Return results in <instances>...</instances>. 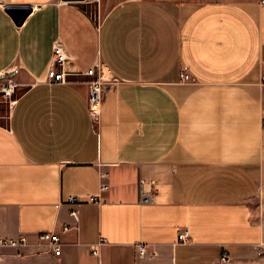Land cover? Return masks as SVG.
<instances>
[{
  "label": "crops",
  "instance_id": "0c3cea01",
  "mask_svg": "<svg viewBox=\"0 0 264 264\" xmlns=\"http://www.w3.org/2000/svg\"><path fill=\"white\" fill-rule=\"evenodd\" d=\"M10 5L33 10L17 24ZM58 39L69 83L47 79ZM98 62L116 83L95 122ZM0 76L20 84L0 116V235L28 238L0 264H219L264 243L262 0H0Z\"/></svg>",
  "mask_w": 264,
  "mask_h": 264
},
{
  "label": "built area",
  "instance_id": "2783aa9c",
  "mask_svg": "<svg viewBox=\"0 0 264 264\" xmlns=\"http://www.w3.org/2000/svg\"><path fill=\"white\" fill-rule=\"evenodd\" d=\"M264 2V0H262ZM72 57L69 51L66 49L65 44L60 40H56L53 48V57L48 69L47 79L51 83L62 82L69 83L74 81V76L79 73L76 70H73L69 66V62ZM19 69H14V72H17ZM85 75L89 77V110L90 116L95 122H99L102 115V107L105 99V95L108 90L116 83V80L113 78H108L106 71L102 67L101 63H96L90 66L86 71ZM1 77V76H0ZM192 76L186 69L182 72V81H191ZM19 83L14 78H9L7 82L2 83V92L5 97L10 99L12 102L16 100L15 93L19 87ZM107 176L105 173L102 174V177ZM109 188L107 182L102 183L101 189ZM99 194L90 195V199L97 201L99 200ZM142 200L145 202H150L153 200V192L149 186L142 182ZM69 201L72 203H80L83 201V198L77 195H71ZM72 228L71 225L63 226V231L67 232ZM181 237L184 241L190 237V231L188 229L184 230L181 234ZM40 240L48 242L56 251L57 254H61L62 243H61V234L55 230L45 231L40 235ZM28 238L26 235H21L19 237H6L0 235V261L3 260V251L6 248L10 247H19L26 244ZM101 244V243H100ZM95 254H99L98 247L94 250ZM139 251L141 254H147L149 252V245L145 243L139 244ZM158 252L154 250L152 255H157ZM230 254L227 250L224 251L222 260H230Z\"/></svg>",
  "mask_w": 264,
  "mask_h": 264
},
{
  "label": "rangeland",
  "instance_id": "374dc122",
  "mask_svg": "<svg viewBox=\"0 0 264 264\" xmlns=\"http://www.w3.org/2000/svg\"><path fill=\"white\" fill-rule=\"evenodd\" d=\"M89 4H90V7H89L90 11L95 12L96 5L98 3L93 1ZM9 78L15 79V77L13 76H7L5 79L3 78L2 80H0V100H4V101H0V116H1L2 122L6 121L7 108L9 107V104H10L9 101L11 100L8 99L7 97L5 98V95L2 92L1 86H2V83L7 82ZM18 92H19V89H17L15 93V97L18 95ZM258 199L262 201L263 197L259 196ZM219 264H264V243L258 246L247 247L246 249L240 251L236 255L231 256L230 260L228 261L221 260Z\"/></svg>",
  "mask_w": 264,
  "mask_h": 264
},
{
  "label": "water",
  "instance_id": "95a60500",
  "mask_svg": "<svg viewBox=\"0 0 264 264\" xmlns=\"http://www.w3.org/2000/svg\"><path fill=\"white\" fill-rule=\"evenodd\" d=\"M65 1H84V0H65ZM7 10L12 14L17 24H22L27 16L32 12L31 5H10Z\"/></svg>",
  "mask_w": 264,
  "mask_h": 264
}]
</instances>
